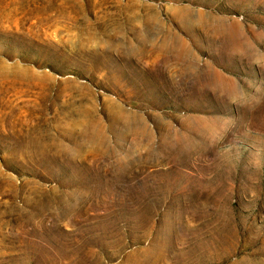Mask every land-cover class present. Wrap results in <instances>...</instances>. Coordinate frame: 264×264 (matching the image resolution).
<instances>
[{"label": "rangeland", "instance_id": "374dc122", "mask_svg": "<svg viewBox=\"0 0 264 264\" xmlns=\"http://www.w3.org/2000/svg\"><path fill=\"white\" fill-rule=\"evenodd\" d=\"M73 1L0 0V264H264V0Z\"/></svg>", "mask_w": 264, "mask_h": 264}, {"label": "bare ground", "instance_id": "6f19581e", "mask_svg": "<svg viewBox=\"0 0 264 264\" xmlns=\"http://www.w3.org/2000/svg\"><path fill=\"white\" fill-rule=\"evenodd\" d=\"M74 1H76V0H74ZM73 1V2H74ZM65 3V2H64ZM57 5V4H56ZM59 5V4H58ZM36 6V5H35ZM42 6V5H41ZM61 6V5H60ZM67 6V5H66ZM38 7H40V6H38ZM63 7V6H62ZM68 7V6H67ZM46 8V7H45ZM68 8H70V7H68ZM16 9V8H15ZM72 9V8H71ZM58 10V9H57ZM60 10V9H59ZM12 11V10H11ZM51 11V10H50ZM56 11V10H55ZM68 11V10H67ZM77 11V10H76ZM52 12V11H51ZM72 12V11H71ZM10 13V12H9ZM11 14H15V13H11ZM37 14V13H36ZM51 14V13H50ZM60 14H62V12L60 13ZM65 14V13H64ZM4 15V14H3ZM14 16V15H13ZM41 16V15H40ZM47 16V15H46ZM52 16V15H51ZM58 16V15H57ZM64 16V15H63ZM78 16V15H77ZM68 17V16H67ZM79 17V16H78ZM7 18V17H6ZM43 18H44V16H43ZM48 18V17H47ZM52 18V17H51ZM56 18V17H55ZM59 19H60V17H58ZM65 18V17H64ZM5 19V18H4ZM62 19V18H61ZM67 19V18H66ZM65 19V20H66ZM70 19V18H69ZM76 19H78V18H76ZM132 19V18H131ZM12 20H13V18H12ZM52 20V19H51ZM73 20H75V19H73ZM88 19H86V21H87ZM45 21V20H44ZM72 21V20H71ZM47 22V21H46ZM51 22V21H50ZM50 22H48V24L50 23ZM57 22V21H56ZM75 22V21H74ZM88 22V21H87ZM45 23V22H44ZM67 23V22H66ZM76 23H78V22H76ZM61 24V23H60ZM117 24V23H116ZM69 25V24H68ZM118 25H120V24H118ZM59 26V25H58ZM54 27V26H53ZM59 27H61V26H59ZM59 27H58V29H59ZM65 27V26H64ZM122 28V27H121ZM53 29V28H52ZM51 29V30H52ZM57 29V28H56ZM69 29V28H68ZM118 29V28H117ZM54 32H58L57 30H55ZM54 35H55V33H54ZM51 36H52V33H51ZM54 38V37H53ZM51 39V38H50ZM73 123V122H72ZM57 149H59V148H57ZM61 149H62V147H61ZM64 154V153H63Z\"/></svg>", "mask_w": 264, "mask_h": 264}]
</instances>
